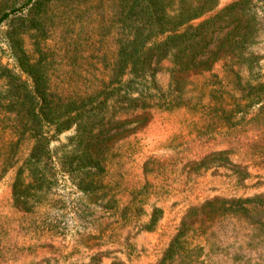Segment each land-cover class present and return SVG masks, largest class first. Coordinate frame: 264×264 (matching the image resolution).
<instances>
[{
	"label": "trees",
	"instance_id": "16d2710c",
	"mask_svg": "<svg viewBox=\"0 0 264 264\" xmlns=\"http://www.w3.org/2000/svg\"><path fill=\"white\" fill-rule=\"evenodd\" d=\"M114 3L108 28L115 62L106 81L94 82L93 70L70 56L74 61L54 90L42 67L14 41L17 66L27 79L0 64V103L7 112L25 110L15 114L22 123L15 144L31 141L18 165H6L0 174L2 185L13 169L0 200V264H129L146 252L162 209L147 201L148 182L110 176L106 160L148 125L153 110L184 111L189 121L208 118L212 125L222 120L235 126L233 117L246 118L249 127L236 125L230 136L257 133L242 146L264 160V0ZM40 5L6 0L0 29L20 20L7 31L12 39L22 24L37 27L31 15L42 12ZM226 153L196 163L231 169L238 185L249 172ZM263 212L264 192L217 194L191 204L152 264H264ZM92 241L97 244L90 246Z\"/></svg>",
	"mask_w": 264,
	"mask_h": 264
},
{
	"label": "rangeland",
	"instance_id": "374dc122",
	"mask_svg": "<svg viewBox=\"0 0 264 264\" xmlns=\"http://www.w3.org/2000/svg\"><path fill=\"white\" fill-rule=\"evenodd\" d=\"M5 1L0 0V7ZM230 1L233 0H218V5L223 6ZM40 3L42 12H37V9L31 15V19L38 21L37 27L29 29L22 24L12 39L8 38L7 31L20 20L14 18L1 27L0 64L27 79L17 66L11 47V41H14L22 45L21 51L42 67L46 82L49 79L54 90L59 77H62L60 80L65 78L62 71L74 61L68 59L70 56L77 55L76 63L93 70L94 82L109 79L115 62V40L108 28L115 16L114 0H40ZM16 111L7 112L0 103V174L6 165H18L23 153L28 152L31 146V141L26 138L19 145L15 144L20 135L16 129L22 125L18 120L20 116L15 114H22L25 110L17 107ZM245 119L239 115L232 118L235 126L238 125L236 129L249 127L243 124ZM197 120L200 121H189L184 111L153 110L148 125L121 141L107 156L110 176L122 173L129 184L148 182L150 196L147 201L155 202L163 212L155 231L147 235L146 252L133 257L129 264H152L189 205L217 194L264 192V160L242 146L248 139L255 140L257 133L244 134L241 131L234 133L236 137L232 139L230 135L235 126H229L226 121L219 120L212 125L208 118L197 117ZM44 129L47 131V127ZM64 139L65 136L60 141L64 142ZM53 145H58V142ZM219 150L226 151L235 162L245 166L249 177L237 185L231 178V169H207L196 163ZM12 175L13 169L9 168L4 184L0 185V200L2 193L8 194ZM38 210L43 212L47 206H40ZM26 229V221L23 220L18 228L21 230L20 242L25 239ZM88 244L94 246L97 242Z\"/></svg>",
	"mask_w": 264,
	"mask_h": 264
}]
</instances>
